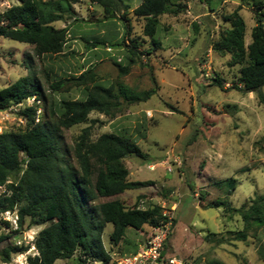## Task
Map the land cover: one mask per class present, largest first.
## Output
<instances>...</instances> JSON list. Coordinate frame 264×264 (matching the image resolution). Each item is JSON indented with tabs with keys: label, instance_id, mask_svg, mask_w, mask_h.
Returning a JSON list of instances; mask_svg holds the SVG:
<instances>
[{
	"label": "rangeland",
	"instance_id": "1",
	"mask_svg": "<svg viewBox=\"0 0 264 264\" xmlns=\"http://www.w3.org/2000/svg\"><path fill=\"white\" fill-rule=\"evenodd\" d=\"M44 1L49 8L63 10L62 19L52 25L67 27V44L59 55H37L29 44L0 38V89L22 76L35 78L41 88L37 97L0 110V133L24 131L30 121L20 111L26 107L36 108L34 122L53 121L51 110L61 99H83L81 88L72 83L58 92L51 91L49 84L91 66L95 81L112 86L115 93L119 86L138 95L153 90L148 98L133 103L118 94L121 109L114 117L91 112L86 123L60 130L66 156H71L76 137L89 124L91 140L103 133H117L135 141L146 154L145 159L128 156L123 163L127 180L151 181V185L99 198L92 205L118 199L125 208L158 206L172 222L165 251L185 264H264V208L259 212L261 224L253 226L238 214L205 207L226 199L236 208H247L255 196L264 193V105L254 92L241 90L240 66L230 64V55L212 48L230 27L224 16L237 6L246 25L244 43L250 42L255 25L253 1L173 0L185 2L186 8L177 16L160 17L154 36L160 44L157 48L142 35L143 20L132 11L124 14L127 25L120 18L122 11L107 18L100 6L86 1L72 6L62 0ZM18 3L0 0V12ZM134 41L137 49L129 62L127 50ZM117 64L127 66L128 72L121 73ZM213 78L220 80L221 87L214 85ZM261 91L264 94V86ZM166 152L180 160V165H170L171 172L160 164ZM149 164L155 165L153 170ZM5 192L1 186L0 196ZM17 209L0 214V233L9 236L0 249L9 243L27 250L0 264H28L27 257L37 254L33 246L37 232L48 225L29 227L25 218L19 227ZM14 230L18 233L13 234ZM112 231V224H107L101 235L111 261L133 251L148 229L127 228L116 244L110 240ZM237 232H244L245 239L237 240ZM78 258H83L79 248L71 258L53 264H79Z\"/></svg>",
	"mask_w": 264,
	"mask_h": 264
},
{
	"label": "trees",
	"instance_id": "2",
	"mask_svg": "<svg viewBox=\"0 0 264 264\" xmlns=\"http://www.w3.org/2000/svg\"><path fill=\"white\" fill-rule=\"evenodd\" d=\"M17 1L18 4L0 12V38L29 44L37 55L56 56L63 53L68 29L52 25L62 19L63 10L49 8L44 0ZM62 1L71 6L81 1L96 4L107 18L122 11L120 18L123 21L128 10V5L122 0ZM252 1L255 25L250 31V42L247 45L244 43L246 25L239 13L240 6H237L224 16L230 27L225 29L212 48L230 55V64L240 66L241 90L254 92L258 102L264 105L261 91L264 86V12L261 9L264 6L261 0ZM185 8L186 4L181 1L141 0L132 14L143 20L142 35L157 48L160 44L154 36L160 27V17L177 16ZM209 11L212 9L209 8ZM136 49L134 41L127 50L129 62ZM117 66L121 73L128 72L127 66ZM212 81L221 87L218 78ZM69 83L81 88L84 98L61 99L51 110L53 121L45 118L42 122H34L36 108L29 106L20 111L30 121L24 131L0 133V187L5 186L6 191L0 196V214L18 206L19 227L25 218L29 227L48 223L36 234L33 246L37 254L27 257L28 264H53L56 260L69 259L78 248L83 255V258H78L79 264H87L88 261L109 264L111 258L101 239L107 224L113 226L110 240L116 244L124 238L127 228L143 230L166 220L158 206L125 208L118 199L92 205L99 198L117 196L125 190L141 189L152 184L151 181L127 180L128 170L123 159L128 156L146 158L135 141L117 133H103L93 141L90 139L91 124L76 137L71 156H66L59 141L62 128L86 123L91 112L114 117L115 112L121 109L118 94L125 102L133 103L148 98L153 90L138 95L119 86L118 93H115L112 86L95 81L92 66L76 76L54 79L49 88L58 92ZM40 92V84L35 78L22 76L0 89V110L37 97ZM205 207L221 208L229 215L238 214L249 220L251 225L259 226L264 193L255 196L247 208H236L226 199H216ZM3 223L9 225L6 221ZM17 233V230L13 231V234ZM245 237L244 232L236 234L237 240H244ZM8 238L7 234L0 233V244L7 242ZM26 250L25 246L6 243L0 249V260L9 263L11 255Z\"/></svg>",
	"mask_w": 264,
	"mask_h": 264
},
{
	"label": "built area",
	"instance_id": "3",
	"mask_svg": "<svg viewBox=\"0 0 264 264\" xmlns=\"http://www.w3.org/2000/svg\"><path fill=\"white\" fill-rule=\"evenodd\" d=\"M106 51L110 52L111 48L106 46ZM22 104V103H21ZM18 104V105H21ZM146 116L150 117V111H146ZM166 159H162L160 164L167 166V171L171 172L170 165H180L179 157L172 152H166ZM168 159V160H167ZM154 164H149V169H154ZM166 216V220L156 226L147 227L148 231L144 232L143 238L134 251L114 259L111 264H185V262L173 255H169L165 251V243L169 235L172 222L171 218Z\"/></svg>",
	"mask_w": 264,
	"mask_h": 264
},
{
	"label": "crops",
	"instance_id": "4",
	"mask_svg": "<svg viewBox=\"0 0 264 264\" xmlns=\"http://www.w3.org/2000/svg\"><path fill=\"white\" fill-rule=\"evenodd\" d=\"M81 2H83V1H81ZM80 2V3H81ZM124 2V1H123ZM140 2H141V0H138V2H136V3H134V5H129V4H126L125 2H124V4H126V5H128V10L131 12L134 8H136L139 4H140ZM183 3H185V2H183ZM78 4V3H77ZM129 21V20H128ZM128 21H126L127 22V25H129V22ZM129 27V26H128ZM166 32H170V30H168V31H166Z\"/></svg>",
	"mask_w": 264,
	"mask_h": 264
}]
</instances>
